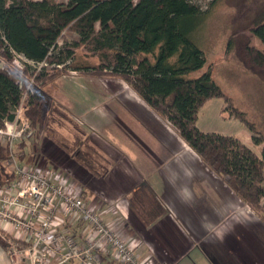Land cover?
<instances>
[{
	"label": "trees",
	"instance_id": "1",
	"mask_svg": "<svg viewBox=\"0 0 264 264\" xmlns=\"http://www.w3.org/2000/svg\"><path fill=\"white\" fill-rule=\"evenodd\" d=\"M192 1L0 0V128L14 120L27 93L30 126L50 135L49 123L67 116L51 102L48 89L68 71L119 78L264 224V137L257 121L213 79L212 64L192 41L187 21L203 15ZM251 33L264 44V16ZM79 49L97 58L98 64L81 62ZM15 54L32 65L57 68L50 74L42 68L28 75L27 63L22 70L15 66ZM248 55L255 64L264 63V55L256 49L248 48ZM29 78H33L32 85ZM211 99L223 101V119L237 120L251 134L254 145H263L259 154L234 137L197 128L199 110ZM70 123L79 132L78 125ZM73 137V144L64 145L63 151L70 150V157L82 167L105 175L109 170L105 155L87 136ZM24 157L23 152L16 153L19 162ZM8 159V147L0 141V186L16 179L5 166ZM127 204L130 214L145 228L166 217L147 185L132 189ZM0 247L5 250L1 240Z\"/></svg>",
	"mask_w": 264,
	"mask_h": 264
},
{
	"label": "crops",
	"instance_id": "2",
	"mask_svg": "<svg viewBox=\"0 0 264 264\" xmlns=\"http://www.w3.org/2000/svg\"><path fill=\"white\" fill-rule=\"evenodd\" d=\"M86 80L82 76L68 78L75 88L62 92L60 97L73 99L72 107L68 108L72 116L107 145L106 148H100L101 153L116 162L118 170L106 173L116 175L112 182L113 197L103 204L107 205L106 209L100 207L99 211L121 237L133 244L141 260L154 263L155 256L167 262L166 256L171 258L173 254L184 252L188 246L186 238H193L205 249H213L214 246L223 248L233 256L230 264H264V252L256 248L254 256L251 248L244 245L245 238L248 240L253 234L252 211L221 178L206 168L170 126L127 84L112 90L110 94L116 97L109 98L104 89L98 91L86 87ZM234 138L258 154L261 150L257 148L263 147L262 144L254 145L251 134L243 127ZM46 170L53 173L56 181L67 190L81 198L87 196L91 201L90 192L93 187L87 181L79 187L77 182L63 175L60 170L59 174L51 168ZM107 184L105 181L102 183L108 189ZM141 184L150 188L166 214L179 224L178 229L183 234L178 235L169 224H165L162 230L159 224L145 228L130 214L125 196ZM65 220L71 233L75 236L77 232L80 233V230L69 227L75 223ZM255 225L260 227L259 223ZM132 229L142 233L143 241L136 237ZM0 232L12 235V228L0 223ZM79 233L77 237H80ZM16 235L23 240L25 237V242L28 239L23 234ZM2 250L0 247V264H10L7 253ZM236 254L239 257L238 263L235 260ZM108 260L109 264H114L111 259ZM212 262L217 264L215 259Z\"/></svg>",
	"mask_w": 264,
	"mask_h": 264
},
{
	"label": "rangeland",
	"instance_id": "3",
	"mask_svg": "<svg viewBox=\"0 0 264 264\" xmlns=\"http://www.w3.org/2000/svg\"><path fill=\"white\" fill-rule=\"evenodd\" d=\"M52 1L66 3L68 0ZM192 2L199 6L200 12L203 14L201 17L189 19L187 21L186 25L190 30L192 41L204 53L207 62L212 64L213 79L220 85L223 92L228 97L232 98L234 103L248 114V117L257 121V127L264 137V63L255 64L248 55V48H254L264 55V44L257 40L251 33L255 23L260 21L264 16V0H193ZM69 37L72 38L73 36L69 35ZM77 56L81 62L92 65L98 64V59L88 56L83 49L77 51ZM24 63L26 62L21 59L14 64L17 68L22 70ZM28 66V75L35 74L36 71L38 72L42 68L45 69V72L50 74L57 68L46 64L32 65L29 63ZM74 76L86 77V87L98 91H100L99 89H104L108 92L109 98L116 97L110 94L112 90L114 91L121 84H125L119 78L89 76L83 75V73L68 71L62 77L57 78L48 89V95L50 96L49 99L67 116V118L56 119V121L54 120L50 122L48 125L50 128V135H46V132L44 131L41 133L37 132V129L29 126L28 136L15 141L13 143L12 151L15 156L17 152H23V154H25V157L20 162L17 160V163L20 166H39L45 170L51 168L56 171L55 173L57 174H59L60 170L63 175L68 176L71 180L77 182L79 187L82 186L83 182L87 181L88 185L93 187V191L90 192L91 201H89L90 199H88L87 196H84L83 200L86 201L87 204L93 205L97 210H99L100 207L101 209H106L105 206L107 205L103 206V204L106 201H111L113 197L114 186L112 182H114L116 175H99L93 173L86 167H82L79 163H76L69 155L71 153L70 150L68 152V150L65 149L69 154L63 151L64 145L71 146L73 144L74 134H79L83 137L87 136L88 140L90 139V142H92L100 153V150L107 146L104 145L99 137H96L95 134L93 135L87 127L79 123V120L72 116L68 108L70 106L72 107L71 104L73 99L60 97L62 92L75 88L74 84L68 81V78ZM29 84H33V78H29ZM77 86L81 87L80 84H77ZM222 107L223 101L221 99H213L205 103V105L199 110L196 126L204 133L212 132L235 137L237 132L242 128L241 124L236 120L221 118L219 112ZM70 122H74L78 125L79 132H75V129ZM171 129L176 133L173 128ZM3 144H5V141ZM257 150L260 151V147H258ZM189 152L191 151L189 150ZM108 163V169L115 173L118 170L117 165H115V160L111 161L108 159ZM5 166L11 171L6 163ZM11 172L15 175L13 171ZM17 180L16 176L15 181L0 186V189H4ZM104 181L108 183L106 185V187H109L108 189L102 185ZM125 200H128V194L125 196ZM10 210L12 211L13 208H10ZM250 210L251 209L249 208V211ZM170 219L172 218L166 214L165 219H163L162 222L160 221V223H157L160 225H158L159 229H165V224L169 223ZM166 220L169 222H166ZM104 221L108 223L105 219ZM172 221L173 222L169 224L172 229H174L178 235L183 234L180 232L181 229H178L179 224L173 219ZM252 222L253 225L251 230L253 234L249 236L248 240L245 238L244 245L251 248L253 255L255 256L254 249L256 248L259 249V251H262V253L264 252V224L253 211ZM0 223L6 224L1 221ZM257 223L260 224V227L255 225ZM65 224L64 231L70 232L71 230L67 228V223ZM6 225L11 227L8 223ZM69 227L73 228V230H80V233L77 232L76 236L73 233H70L76 238L77 242L82 241L85 225L76 222L75 225L72 224ZM148 228H152V226ZM132 230L135 231L134 229ZM155 230H157V227ZM16 233L26 236L25 233H22V231L20 232L15 228H12V235L10 233L0 232V240L5 245V250L2 251L3 253L6 252L8 257L11 255L10 253L15 252L16 264H30V262L23 259V251L30 247L31 237H28L25 242V237L24 240L20 239L18 237L19 235L17 236ZM78 233L80 234V237H77ZM134 234L139 240L143 241L141 238L142 233H137L135 231ZM237 237L240 238L241 236L237 235ZM186 241L188 246L185 248L184 252H179L175 255L173 254L171 258H167L166 256L167 262L163 260L161 261L154 256V263L151 264H212L214 259L217 264H230L232 261L231 259L233 256L231 254L229 255V253L223 248H216L214 246L213 249H205L203 245H199L197 240H194L193 238H186ZM209 242H211V240H209ZM38 257V254H35V258ZM99 257L103 264L110 263L105 255L99 254ZM237 258L239 259L236 254L235 260L238 263ZM139 259L142 261L140 257ZM241 264L243 263L241 262Z\"/></svg>",
	"mask_w": 264,
	"mask_h": 264
},
{
	"label": "built area",
	"instance_id": "4",
	"mask_svg": "<svg viewBox=\"0 0 264 264\" xmlns=\"http://www.w3.org/2000/svg\"><path fill=\"white\" fill-rule=\"evenodd\" d=\"M21 59L30 63L20 55L13 57L14 63ZM27 99L28 94L24 93L14 120L0 128V141H5L10 151L6 165L18 179L0 189V221L31 237L23 259L30 264H103L99 257L103 254L114 264H151L140 261L133 244L106 223L93 205L59 184L53 173L17 163L12 147L29 134ZM65 219L85 225L82 241L77 242L70 232L64 231ZM10 254V264H16L15 252ZM35 254L39 257L35 258Z\"/></svg>",
	"mask_w": 264,
	"mask_h": 264
}]
</instances>
